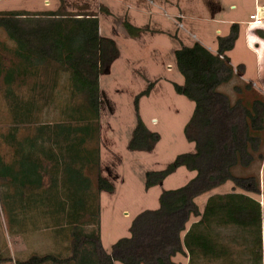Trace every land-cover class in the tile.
<instances>
[{
  "label": "trees",
  "instance_id": "trees-1",
  "mask_svg": "<svg viewBox=\"0 0 264 264\" xmlns=\"http://www.w3.org/2000/svg\"><path fill=\"white\" fill-rule=\"evenodd\" d=\"M126 25L132 35H138L139 28ZM0 27L15 42L17 58L10 66L0 61V75L16 123L6 136L16 146V158L8 162L0 153V188L8 182L15 184L17 197L23 199L27 197L24 188L43 186L47 162L51 164L52 186L57 187L56 177L63 170V184H67L68 189L66 196L62 200L55 196L48 199L61 204L66 223L58 225L62 232L69 229L70 234L65 236L72 244L70 257L33 255L16 264H70L73 260L90 261V257L97 264H176L172 257L186 254L185 247L190 254L189 264H199L196 260L199 254L219 257L214 225L220 224L243 230L242 244L249 257L237 264H262V206L248 193L261 194L260 175L250 169L264 156V101L256 99L251 109H245L248 120L240 126L236 116L241 101L232 105L229 95L219 90L234 77L227 52L235 46L239 24H232L228 37H218L216 54L199 42L175 51L177 67L185 78V83L175 84V89L195 103L185 133L188 140L196 143V150L178 156L164 170L148 172L146 187L161 183L179 166L195 170L197 175L187 186L164 191L160 207L140 213L131 227L132 236L117 241L111 253L103 248L98 229L85 230L86 224H98L100 210L98 194L92 192V180L84 170L99 164L98 149H90L89 144L97 138L99 130V76L109 72L112 62L118 58L116 42L100 35L99 19L92 13L0 12ZM240 71L244 73L243 65ZM61 72L70 77L69 101L74 105V115L67 121L40 126L34 138L25 142L18 140L19 124L32 122V112L41 109L39 101L41 105L49 103L59 86ZM30 76L35 78L33 95L25 99L16 87L22 86ZM152 87L150 83L145 92ZM236 89L241 90L239 86ZM159 138L158 133L149 130L140 120L129 148L149 152L156 147ZM48 141L50 146L46 147ZM234 168L250 173L242 176L236 174ZM228 181L232 182L234 190L243 192L211 196L201 220L183 238L190 217L200 215L195 198ZM97 189L113 192L114 186L99 175ZM85 252L90 257H85Z\"/></svg>",
  "mask_w": 264,
  "mask_h": 264
},
{
  "label": "rangeland",
  "instance_id": "rangeland-1",
  "mask_svg": "<svg viewBox=\"0 0 264 264\" xmlns=\"http://www.w3.org/2000/svg\"><path fill=\"white\" fill-rule=\"evenodd\" d=\"M222 1L226 9L215 20H211L207 18L211 11L218 8L217 0H0V12L38 14L59 11L67 15L96 14L100 23L99 33L101 28L102 36L116 42L119 56L112 62L110 71L99 76V130L97 138L89 144L90 149H98L99 164L88 166L84 170L92 180V192L98 194L100 210L98 224H86L85 230L98 229L106 252L111 253L112 246L120 239L132 236L131 227L140 213L160 207L164 191L187 186L197 175V171L179 166L161 183L146 187L148 172L164 170L178 156L196 150V143L188 140L185 133L193 116L195 103L175 89V84L185 83L172 51L180 42L167 34L153 35L152 31L156 27L174 32L177 30L175 22H184V28L178 31L184 45L190 46L199 39L207 45L215 46L218 36H228L231 33V22L236 21L241 26V32L234 48L229 52L235 73L233 79L220 86L219 90L229 95L232 105L241 101L236 116V123L240 126L248 120L245 109H251L256 99L264 101V26L253 29H248L247 26L255 0ZM259 3L263 5L264 0H259ZM231 4L236 8L230 7ZM136 7L143 11L137 12ZM173 14L182 15V18ZM127 15H132L133 21L139 26L147 24L143 26L146 31L137 39L125 35L130 34L126 25V21L130 19ZM199 15L203 17L196 18ZM15 46V42L0 27V61L4 66L17 61ZM241 65L244 73L240 71ZM34 80L33 76L27 77L22 86L16 87L25 99H30L33 95ZM59 82L47 105H41L39 101L41 109L32 112V122L19 124L16 132L18 140L25 142L34 138L40 126L67 121L74 115V105L69 101V74L61 72ZM150 83L153 87L146 93ZM247 85L251 88H247ZM236 86L241 90L237 91ZM13 116L6 95V85L0 75V153L8 162L16 158V146L6 137L16 125ZM140 120L160 136L152 151L129 148L134 129ZM45 146L49 147L50 142H46ZM44 171L43 186L24 188L27 197L23 199L17 197L15 184L8 182L1 185L0 257L3 260L0 264H16L33 255L58 253L62 250L60 246L64 247L60 238L72 245L65 236L70 234L69 229L63 232L60 230L59 225L66 223L64 212L60 210L61 204L48 199L49 196H55L57 200H62L66 196L67 184H63L65 173L63 170L59 171L56 187L51 183L50 163L47 162ZM233 171L242 176L253 171L259 173L264 214V156L253 165L250 172L236 168ZM99 175L112 183L113 192L98 191ZM231 191L232 182L228 181L197 196V202L204 201L213 193L227 194ZM85 219L88 220L86 217ZM237 235L243 237V230L238 228ZM57 241L61 244H57ZM239 247V250H245L243 244H239ZM80 263L97 264L86 259ZM235 263H239V259Z\"/></svg>",
  "mask_w": 264,
  "mask_h": 264
},
{
  "label": "crops",
  "instance_id": "crops-1",
  "mask_svg": "<svg viewBox=\"0 0 264 264\" xmlns=\"http://www.w3.org/2000/svg\"><path fill=\"white\" fill-rule=\"evenodd\" d=\"M217 2H218V5H219L218 8L216 10H214V11H211V13H210V15H209V17L207 19L215 20L218 17V15H220L221 12L226 9V6H225V4H224V2L222 0H217ZM257 6H264V4L261 5L259 3V0H255V7H254L253 11L255 10V8ZM138 7H136L137 12H142L143 10L142 11H139L138 10L139 9ZM230 7L236 8L234 4H231ZM253 11H251V13ZM145 13H147V12L145 11ZM174 15L179 16L177 14H173V16ZM202 15H204V14H202ZM127 16L130 18L129 21H126L127 24H129V25H131L133 27L139 28L140 31H138L139 33H138L137 36L136 35H132L131 33L129 35L128 34H125V35L130 36V37H133L134 39H137V38L140 37V35L142 36L144 34L143 32L146 31V30H144V27L143 26L144 25H147V24H144V25H140L139 26L137 23H135L133 21L134 18L132 19V17H131L132 15H127ZM202 17L203 16L199 15L196 18L200 19ZM179 18H182V15H180ZM175 23H177V25H176L177 30L174 31V32L162 30V29H159L157 27H156L155 30L152 31V33H154L153 35H157L158 33H162V34L170 35V36H172V37H174V38H176V39L179 40L180 43L177 46H175L174 49L172 50V51H174V55H175V51L177 49H180L183 46H187V45H184V42L181 40V38L178 35L179 34L178 31L181 28H184V24H183L184 22H182V23L175 22ZM234 23H236V21L233 20L231 22V24H234ZM231 27H232V25H231ZM250 29H253V28H250ZM263 31H264V28H263ZM240 32H241V26L239 25V33ZM101 33H102V31H101V28H100V35L102 36ZM152 33H150V36L151 37L153 36ZM197 36L198 35H196V38H197ZM228 36H225V37H228ZM218 37H221V36H218ZM255 38L257 39L256 36H255ZM196 42L201 43L203 46H205L206 48H208L211 52H213L215 54L218 52V46H219L218 40H217V43L215 44V46L207 45L206 43H203V41H201L199 39H196V41L194 42V44ZM194 44H192L190 46H187V47H191ZM229 52H227V55L228 56H229ZM171 68L172 67L169 64V69H171ZM232 187H233V184H232ZM233 191H235L234 188H233ZM233 191H231V192H233ZM235 192H243V191L236 190ZM214 195H224V193H213V194L209 195L204 201H201V202H197V197L195 198V202L197 203V205L199 207V210H200V215L199 216L192 215L190 217V220H189V222L187 224V229H186V231L182 235L183 238L186 235L187 231L194 224L198 223L201 220V217H202V214H203V212L205 210V207H206V204L208 202V199L211 196H214ZM248 195H250L252 198L256 199L257 201L261 202V206H262V264H264V218H263V215L264 214H263V201L261 199V194L260 195H255V194H252V193H248ZM200 196H202V195H200ZM237 231H238V228L235 227V226H233V225H223V224L222 225L221 224L220 225H214V234H215L216 242H217L216 243V247H217L216 248V251L217 252H220L219 253V257L215 258L213 256H203V255L199 254V257L196 259L197 262L199 264H218L219 262L222 263V264H228L231 261H235L236 259H239V261H240L241 259L248 258L249 256L247 255L246 250H243V251L239 250L240 249L239 244H242L243 239H242V237H239L237 235ZM58 238H60V237H57V239ZM59 240H60L61 243H63L64 247H62V245H61L60 247L62 248V250H59L58 253L55 252L53 254L55 256H57V257L62 258V259L67 258V257H70L72 255V252L71 251L68 252V250H69V248H70L71 245H68V241L65 240V239L60 238ZM60 242L57 241V244H61ZM243 247L245 248L244 245H243ZM185 251H186V254H176L175 256L172 257V260L175 263H178V264H182V263L183 264H189L190 263V254L188 253L186 247H185ZM84 254H85V257H90V255L87 252H85ZM180 256H182L181 259H180ZM93 259H94L93 257H90V261L91 262H94ZM56 264H59V263H56ZM70 264H81V263L80 262L78 263V262H76V261L73 260V261L70 262ZM115 264H117V262Z\"/></svg>",
  "mask_w": 264,
  "mask_h": 264
},
{
  "label": "built area",
  "instance_id": "built-area-1",
  "mask_svg": "<svg viewBox=\"0 0 264 264\" xmlns=\"http://www.w3.org/2000/svg\"><path fill=\"white\" fill-rule=\"evenodd\" d=\"M247 26L248 29L264 26V6H257L255 10L249 15Z\"/></svg>",
  "mask_w": 264,
  "mask_h": 264
}]
</instances>
